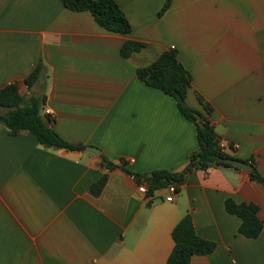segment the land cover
<instances>
[{"label":"crops","instance_id":"1","mask_svg":"<svg viewBox=\"0 0 264 264\" xmlns=\"http://www.w3.org/2000/svg\"><path fill=\"white\" fill-rule=\"evenodd\" d=\"M114 1L127 34L60 0H0V87L15 82L20 94L43 95L54 132L84 145L47 147L0 125V264H167L171 230L185 213L215 244L189 264H264V188L249 171L210 164L186 173L175 193L145 194L137 183L146 182L129 173L179 172L197 148L175 100L135 72L171 48L190 74L186 103L200 108L197 95L208 103L222 150L252 160L264 177V0ZM126 40L144 47L121 57ZM226 198L257 205L255 238L237 233Z\"/></svg>","mask_w":264,"mask_h":264},{"label":"trees","instance_id":"2","mask_svg":"<svg viewBox=\"0 0 264 264\" xmlns=\"http://www.w3.org/2000/svg\"><path fill=\"white\" fill-rule=\"evenodd\" d=\"M62 5L71 11H88L100 27L119 34H127L131 26L122 10L114 0H60ZM166 1L158 14L167 7ZM144 43L136 40L124 41L120 48L121 57L127 58L132 53L140 51ZM41 65L37 64L24 78L27 88L37 80L40 75ZM136 75L145 85L157 88L175 100L178 112L195 127L197 148L188 157L184 168L179 172H170L164 169L153 170L147 174L129 172L136 181L142 179L147 184V193L167 187L174 183L180 185L186 173L195 169H205L208 165L232 166L221 161V158H234L222 150V146L209 123L211 107L196 96L200 108L189 106L185 101L187 89L190 86V74L181 65L170 48L163 50L149 65L137 67ZM178 94L182 102H177ZM45 97L38 94L23 95L19 93L15 82H10L0 87V125L11 133L21 130L34 135L37 142L43 146L84 149L82 144H71L61 139L52 129L50 119L41 112ZM103 159H106L104 156ZM251 169L249 177L257 181L264 188V177L259 175L252 160H249ZM104 182V176L91 184L90 192L97 194ZM227 213L240 219L237 233L247 238H255L262 227L261 220L257 217V205L252 202H235L226 198L223 202ZM173 247L167 256V264H189L192 255H206L213 251L215 244L211 240L199 237L194 230L191 216L185 213L171 230Z\"/></svg>","mask_w":264,"mask_h":264},{"label":"water","instance_id":"3","mask_svg":"<svg viewBox=\"0 0 264 264\" xmlns=\"http://www.w3.org/2000/svg\"><path fill=\"white\" fill-rule=\"evenodd\" d=\"M175 98H176V101L177 102H182L180 96L178 94L175 95ZM85 149L95 155H98L100 152L97 148L95 147H92V146H86ZM221 161L222 162H225L227 164H230L232 166H236V167H239L245 171H249L250 168H251V165L248 163V162H244V161H241V160H237V159H234V158H229V157H224V158H221Z\"/></svg>","mask_w":264,"mask_h":264},{"label":"built area","instance_id":"4","mask_svg":"<svg viewBox=\"0 0 264 264\" xmlns=\"http://www.w3.org/2000/svg\"><path fill=\"white\" fill-rule=\"evenodd\" d=\"M43 114L47 115L49 118H53V114L52 112L48 109V108H44L43 109ZM175 184L172 183V184H169L167 186V190L170 192V193H175ZM137 191L141 194H145L147 193V184L146 183H137Z\"/></svg>","mask_w":264,"mask_h":264}]
</instances>
